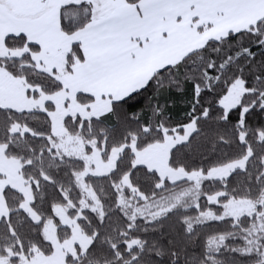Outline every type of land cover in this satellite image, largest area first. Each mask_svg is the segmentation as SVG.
I'll use <instances>...</instances> for the list:
<instances>
[{"label": "snow or ice", "instance_id": "1", "mask_svg": "<svg viewBox=\"0 0 264 264\" xmlns=\"http://www.w3.org/2000/svg\"><path fill=\"white\" fill-rule=\"evenodd\" d=\"M0 264H264V0H0Z\"/></svg>", "mask_w": 264, "mask_h": 264}]
</instances>
